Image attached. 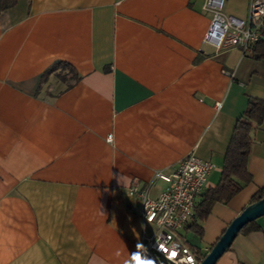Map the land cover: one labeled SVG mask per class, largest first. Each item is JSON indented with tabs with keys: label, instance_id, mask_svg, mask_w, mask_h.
<instances>
[{
	"label": "crops",
	"instance_id": "0c3cea01",
	"mask_svg": "<svg viewBox=\"0 0 264 264\" xmlns=\"http://www.w3.org/2000/svg\"><path fill=\"white\" fill-rule=\"evenodd\" d=\"M204 4L22 0L0 14V264H129L155 233L135 181L193 153L213 165L205 191L220 183L238 118L264 101V60L204 43ZM249 4L226 12L245 20ZM252 138L253 182L198 222L202 235L193 218L181 231L202 255L264 188V122ZM256 224L217 264H264Z\"/></svg>",
	"mask_w": 264,
	"mask_h": 264
},
{
	"label": "built area",
	"instance_id": "2783aa9c",
	"mask_svg": "<svg viewBox=\"0 0 264 264\" xmlns=\"http://www.w3.org/2000/svg\"><path fill=\"white\" fill-rule=\"evenodd\" d=\"M228 0H205L203 10L211 15L204 43L217 51L239 49L244 56L252 55L264 31V0H250L245 20L227 14ZM219 106V105H218ZM109 135L108 142L112 141ZM213 169L210 162L191 153L172 173L163 170L154 173L153 180L144 189L135 181L130 195L138 197L144 217L155 225V233L146 238L136 258L129 264H200V253L194 251L181 236L196 211L198 198L206 189L207 178ZM156 181L166 184L161 195L150 196Z\"/></svg>",
	"mask_w": 264,
	"mask_h": 264
},
{
	"label": "trees",
	"instance_id": "16d2710c",
	"mask_svg": "<svg viewBox=\"0 0 264 264\" xmlns=\"http://www.w3.org/2000/svg\"><path fill=\"white\" fill-rule=\"evenodd\" d=\"M22 0H0V14L6 10L15 8ZM258 61L264 60V31L263 38L259 45L254 48L251 55ZM69 69L77 83L80 80L75 68L69 63H60L55 67ZM53 70H56V69ZM264 122V101L253 99L249 102V108L238 118L234 132L232 134L220 183L215 188L207 189L196 203V211L193 216L194 223L189 230H194L198 234H203V228L198 223L206 220L217 204H229L246 186L253 182V178L248 169V162L251 155L253 138L252 131L261 126ZM264 198V188L260 189L254 197V203ZM259 226L256 221L245 226L240 234H250L258 231ZM215 245V244H214ZM212 246V248L214 247ZM206 255L200 254L202 261Z\"/></svg>",
	"mask_w": 264,
	"mask_h": 264
},
{
	"label": "water",
	"instance_id": "95a60500",
	"mask_svg": "<svg viewBox=\"0 0 264 264\" xmlns=\"http://www.w3.org/2000/svg\"><path fill=\"white\" fill-rule=\"evenodd\" d=\"M262 216H264V198L250 204L233 220L200 264H217L222 256L230 250L242 229Z\"/></svg>",
	"mask_w": 264,
	"mask_h": 264
}]
</instances>
